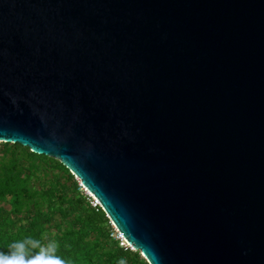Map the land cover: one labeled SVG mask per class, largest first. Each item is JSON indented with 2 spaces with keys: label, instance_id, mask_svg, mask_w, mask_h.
<instances>
[{
  "label": "water",
  "instance_id": "water-1",
  "mask_svg": "<svg viewBox=\"0 0 264 264\" xmlns=\"http://www.w3.org/2000/svg\"><path fill=\"white\" fill-rule=\"evenodd\" d=\"M0 143L147 264H264V0H0Z\"/></svg>",
  "mask_w": 264,
  "mask_h": 264
},
{
  "label": "trees",
  "instance_id": "trees-1",
  "mask_svg": "<svg viewBox=\"0 0 264 264\" xmlns=\"http://www.w3.org/2000/svg\"><path fill=\"white\" fill-rule=\"evenodd\" d=\"M89 199L58 161L0 143V253L30 237L55 240L66 264H147L119 245L104 212Z\"/></svg>",
  "mask_w": 264,
  "mask_h": 264
},
{
  "label": "clouds",
  "instance_id": "clouds-1",
  "mask_svg": "<svg viewBox=\"0 0 264 264\" xmlns=\"http://www.w3.org/2000/svg\"><path fill=\"white\" fill-rule=\"evenodd\" d=\"M57 251L58 243L55 240L42 243L38 239L24 238L14 241L7 253H0V264H66L56 254ZM119 264L126 262L122 259Z\"/></svg>",
  "mask_w": 264,
  "mask_h": 264
},
{
  "label": "rangeland",
  "instance_id": "rangeland-1",
  "mask_svg": "<svg viewBox=\"0 0 264 264\" xmlns=\"http://www.w3.org/2000/svg\"><path fill=\"white\" fill-rule=\"evenodd\" d=\"M78 186H80V184H79V182H78ZM80 191L82 192V194H84V195H86L87 197H89L88 196V194L86 193V191L80 186ZM90 199V203L91 204H93L94 202V198H92V196H90L89 197ZM113 238L115 239V240H117L118 239V237H119V234H118V232L116 231V229L113 227Z\"/></svg>",
  "mask_w": 264,
  "mask_h": 264
},
{
  "label": "built area",
  "instance_id": "built-area-1",
  "mask_svg": "<svg viewBox=\"0 0 264 264\" xmlns=\"http://www.w3.org/2000/svg\"><path fill=\"white\" fill-rule=\"evenodd\" d=\"M90 197V195H88ZM93 198V197H92ZM94 203L91 204L93 207H97L99 206L98 203L95 202V200L93 201ZM119 241V245L121 247H124V248H129L131 250V248L126 244V242L124 241V239H122L120 236L118 237L117 239Z\"/></svg>",
  "mask_w": 264,
  "mask_h": 264
}]
</instances>
